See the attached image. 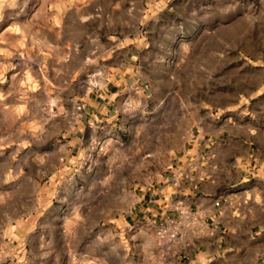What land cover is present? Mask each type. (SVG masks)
Wrapping results in <instances>:
<instances>
[{"label":"rangeland","instance_id":"374dc122","mask_svg":"<svg viewBox=\"0 0 264 264\" xmlns=\"http://www.w3.org/2000/svg\"><path fill=\"white\" fill-rule=\"evenodd\" d=\"M213 116L264 119V0H0V264H172L137 203Z\"/></svg>","mask_w":264,"mask_h":264},{"label":"crops","instance_id":"0c3cea01","mask_svg":"<svg viewBox=\"0 0 264 264\" xmlns=\"http://www.w3.org/2000/svg\"><path fill=\"white\" fill-rule=\"evenodd\" d=\"M130 53H122L123 60L110 68L115 80L86 102V117L97 122L112 112L133 77ZM188 146L162 186L143 194L134 219L152 229L166 224L174 229L177 208L197 210L204 233L193 241L182 238L172 264H264V119L227 125L221 117H208ZM181 168L193 183L182 180L175 187L173 173Z\"/></svg>","mask_w":264,"mask_h":264},{"label":"built area","instance_id":"2783aa9c","mask_svg":"<svg viewBox=\"0 0 264 264\" xmlns=\"http://www.w3.org/2000/svg\"><path fill=\"white\" fill-rule=\"evenodd\" d=\"M84 108L85 105L81 103L77 105L78 111H83ZM182 180L192 182L189 173L183 168L173 173V185L179 187ZM192 185L193 189H198L197 184ZM177 211L179 213V219L177 223H172L174 229H171L168 224L160 227L158 235L161 239H166L169 243L179 244L182 238L193 241L204 233L196 209L181 210L177 208Z\"/></svg>","mask_w":264,"mask_h":264}]
</instances>
